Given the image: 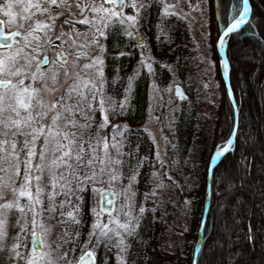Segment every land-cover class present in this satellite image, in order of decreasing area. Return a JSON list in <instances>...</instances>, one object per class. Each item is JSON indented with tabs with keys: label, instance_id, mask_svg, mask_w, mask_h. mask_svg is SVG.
<instances>
[{
	"label": "snow or ice",
	"instance_id": "snow-or-ice-1",
	"mask_svg": "<svg viewBox=\"0 0 264 264\" xmlns=\"http://www.w3.org/2000/svg\"><path fill=\"white\" fill-rule=\"evenodd\" d=\"M185 2L189 12H184L183 8L176 11L180 0L175 4L167 0H0V15L3 17L0 26L16 28L10 37L0 31V38L12 41L0 45L6 49L0 51V252L7 251L8 260L15 264L21 261L23 264H60L61 261L73 264L68 258L69 252L75 251L74 245L86 223L84 217L90 214L92 223L83 244L88 250L82 253L76 264H96V250L100 247L106 254L116 249V264H128L133 241L143 243L140 229L144 221L151 215L149 223L154 225L158 211L161 220L167 215L158 190L165 188L167 180L183 191V186L178 185L168 172L150 173L149 183L153 187L144 193L145 203L139 206L135 186L145 164L159 170L168 167L170 171L177 161L173 159L170 164L166 161L167 149L170 146L175 151L177 145L162 136L165 147L162 155L160 145L149 132L155 146L154 159L140 156V144L137 143L133 151L128 142L126 133L132 130L126 124H113L112 120L129 112L134 83L142 69H147L153 78L149 86L152 119V94L159 96L161 89L154 79L157 73L153 64L156 61L140 29L148 23L149 9L153 4L162 5L156 38L158 41L162 38L170 40L163 26L166 17L186 19L192 11L203 14L199 2L195 5L191 0ZM16 8L20 11H14ZM128 8L133 14L125 11ZM231 9L233 12L238 10L235 0H231ZM249 12V0H242L239 16L230 15L225 19L221 14L225 27L220 29L218 26L221 33L218 48H224L226 38L241 29ZM257 27L259 25L253 24L250 30ZM254 34L258 35L264 53V31ZM123 37L134 40L132 47L139 52L120 49L117 43L114 47L118 55L111 58H132L138 54L140 59L133 74L127 78L123 100L117 102L108 94L109 80L105 68L110 57L109 40L119 41ZM127 47L129 44H125ZM211 51L212 45L206 41L205 51L199 56L200 62L206 63L205 74L209 75L214 67ZM215 63H223L224 70H230V62H222L218 56ZM160 67L173 74L176 72L171 65L161 64ZM116 71L119 73L120 69ZM119 80L117 75L111 83L115 85ZM210 83H204V88L208 89ZM164 91L171 92L172 86ZM175 91L181 99H187L179 87ZM227 92L233 96L231 87ZM231 107L233 115L228 137L216 145L209 170L213 172L214 196L219 197L217 210L223 213L231 208L235 215L237 208L231 201L235 199L237 205L242 203L236 193L244 187L243 178L237 185L229 178L227 170L217 176L211 167V160L226 158V154L233 151V138L237 137L239 127L235 114L240 111V106L237 102ZM154 119L158 121L159 117ZM174 123L175 117L168 123L170 131ZM143 131L148 132V128ZM195 151V148L190 150L189 159ZM132 159L135 164L130 163ZM187 163L185 160V165ZM240 165L250 172L251 162L246 158H242ZM125 167L130 174L125 173ZM188 179L185 178L186 183ZM124 180L127 184L123 183ZM98 185H107L115 198L107 199L110 208L102 202L90 203L87 199L89 190L93 194L101 191L104 199ZM117 185L119 192L114 190ZM9 191L10 200L6 195ZM116 199H121L119 209L116 208ZM149 200L154 205L151 208L145 206ZM184 205L190 210L191 201L185 200ZM202 223L207 237V223ZM71 226L77 228L74 237L69 232ZM57 227L61 231L56 241L48 242L46 237L50 239ZM184 232H187L186 228L179 234ZM29 234L33 243L39 238L40 244L48 251L35 248L30 252L21 251L28 247L26 238ZM255 239L249 223L247 240L253 248ZM65 245L71 247L65 250ZM104 264H108L107 260ZM194 264H208V261L201 257L194 260Z\"/></svg>",
	"mask_w": 264,
	"mask_h": 264
},
{
	"label": "trees",
	"instance_id": "trees-1",
	"mask_svg": "<svg viewBox=\"0 0 264 264\" xmlns=\"http://www.w3.org/2000/svg\"><path fill=\"white\" fill-rule=\"evenodd\" d=\"M252 7V15L248 24L237 33L230 36L226 45V54L230 62V85L233 95L240 106L239 127L236 137V144L232 152L226 155L215 168L217 176L223 174L226 170L229 178L239 185L243 178V189L237 190V196L242 203L236 204L233 199L231 204L235 205L237 212L233 215L231 208L223 213L217 210V201L219 197L214 196V178L212 177V201L207 220V237L205 233L203 247L198 259L203 257L208 264H256L258 259L264 261V57L253 60L248 55L239 56L238 48L244 45L243 41L252 42L259 47V39L255 38L246 29L249 25L257 24L256 33L264 31V0H249ZM238 10L233 12L231 9V0H208L209 4V28L210 43L212 45V55L217 60L216 43L220 29L225 27L221 19V14L227 19L230 15L239 16L242 11V0H235ZM149 21L142 27L147 38L148 45L151 48V54L161 61L164 55L169 57V61H176L180 58L184 49V43H188L189 32L186 24L175 16L166 17L163 21L165 31H167L170 40L158 41L157 24L161 23L162 6L155 5L149 9ZM142 23H144L142 21ZM253 31V30H251ZM119 44V48L125 51L139 52L132 45L135 41H129L123 37L119 41L110 39L108 47L110 57L106 60L105 75L109 80L108 94L113 96L119 102L124 98V89L127 87V78L133 74V69L137 66L139 55L132 58L120 57L112 59V56L118 55V50L114 45ZM125 44L129 47L125 48ZM168 49L170 50L168 55ZM166 52V53H165ZM219 57V56H218ZM158 61L156 66H159ZM120 71L117 73L116 69ZM167 70H158V79L161 84L167 79ZM223 70L219 64H216L215 79L218 82L219 100L214 114L209 122L201 121L198 118L195 109L185 110L177 120L175 126V140L173 141L177 148L173 151L169 149L170 158L177 157L181 163L189 159V152L195 148L194 167L185 166L184 171L174 174V179L178 185L183 186V191L176 185H172L163 197V210L167 215L160 219L161 212L156 213V223L150 224L151 215L144 221L140 229V236L143 243L133 241L132 248L127 257L128 264H192L194 249L197 242V234L201 224L203 210L206 201V183L207 171L210 159L213 156L216 145L228 137V127L232 123L233 115L232 103L227 93V89L222 80ZM119 75L120 80L113 85L112 79ZM150 76L145 69L141 70L140 76L134 83V92L131 100V108L123 117H117L112 120L113 124H126L132 131L126 133L128 142L132 150H135L137 143L140 144L139 155L149 156L154 159L155 149L147 132H144L145 111L148 101ZM128 148L125 149L127 151ZM172 158L170 160H172ZM242 158L251 162L250 172H246L240 165ZM135 160H130L135 164ZM126 174H130L128 168L124 169ZM154 168L148 164L141 169V175L138 177L139 183L135 186L136 204L139 206L144 202V193L150 192L153 184L149 183L150 173ZM193 174L194 184L190 180L185 183L184 180ZM189 174V175H188ZM124 184L127 180L123 181ZM191 185V187H189ZM222 190V189H221ZM171 197V200H169ZM87 199L90 203L96 202V196L89 190ZM191 201L189 225L185 226L181 220L176 219V212L183 208L184 201ZM146 207H153L151 200L146 202ZM87 211V209H86ZM86 221L82 229V235L79 241L75 243V251L69 252L68 258L75 261L83 251L84 241L87 240V233L92 223L90 214L84 217ZM236 221H240L236 223ZM251 223L253 234L255 235V246L249 244L247 233ZM186 228L187 232L180 235ZM61 231L57 227L53 232L54 241L57 234ZM77 231L76 226L69 227V232L73 237ZM217 237L222 241L218 246L213 243L212 238ZM29 245V241L27 242ZM71 245H65L67 250ZM211 249V250H210ZM29 251V247H27ZM116 249H112L107 254L103 247L96 250L97 264H116ZM239 254V255H237ZM213 259L215 263H211Z\"/></svg>",
	"mask_w": 264,
	"mask_h": 264
},
{
	"label": "rangeland",
	"instance_id": "rangeland-1",
	"mask_svg": "<svg viewBox=\"0 0 264 264\" xmlns=\"http://www.w3.org/2000/svg\"><path fill=\"white\" fill-rule=\"evenodd\" d=\"M168 3L175 4L177 0H167ZM200 3V7L203 9V14H201L200 11H192L191 14L186 19H181L186 26L188 27L189 32V39L188 43H184V49L181 53L180 58H178L176 61H169V57L167 55H164L161 61H158L153 55L155 61H158V64H167L171 65L176 69L175 74L172 72H169L167 69V79H162L164 82L163 84L159 83L160 79H158V70H161L160 65L156 66V63L153 64V68L155 69V72L157 75L154 77L156 85L161 89L159 96H157L155 93H153V99L151 101L152 104V113L150 119L149 114V104H150V89L148 93V101H147V107L145 111V123L144 128H148V135L149 132L152 134V136L155 137L156 142L160 145L161 153L163 155L165 151L164 147V141L162 139V136L167 137L170 141L175 140V135H173V132L175 133V126L177 123V120L180 118L181 114L183 112H186L185 110L188 109H195L198 114L199 120L207 121L209 122L214 114L215 108L217 106L218 100H219V92H218V82L215 79V71H216V60L213 58L212 52L210 53L211 59L214 62V67L211 70L210 75L205 74L204 69L206 68V63H201L199 56L202 52L205 51L206 48V41L210 43V36L207 34L210 33L209 28V4L208 0H191V3L193 5ZM162 6V5H161ZM183 8L184 12H189L190 9L188 7V4L185 2V0H180V4L177 7L176 11L179 12L180 9ZM14 11H20L19 8L14 9ZM128 14H133V11L131 8H128L125 10ZM0 18H3L2 15H0ZM203 25V27H202ZM7 32L15 31V26L8 27L5 26ZM251 24L249 25L248 29H246L250 34L253 33L255 38H258V35L254 34V31H251ZM141 34L144 36V41L148 45L147 38L142 30L140 29ZM256 33V32H255ZM19 39V38H18ZM259 39V38H258ZM161 41V40H160ZM162 41H165L162 38ZM244 45L240 46L238 48L239 56L248 55L250 56L255 62L257 59L263 58L264 53L258 49L256 45L252 42H244ZM15 46V45H14ZM6 49L0 48V51H5ZM170 50L168 49V55ZM166 53V52H165ZM54 55V54H53ZM221 61V60H220ZM220 68L222 69V64L219 63ZM44 67V68H48ZM147 71V69H145ZM223 70V69H222ZM153 78L150 77L149 86L152 83ZM210 83V87L208 89H205L203 84L204 83ZM181 85L186 93L189 95L188 99L184 101H179L173 94L174 92V86L175 85ZM169 85L172 86V91L167 92L164 91V89H167ZM123 100V99H122ZM173 109H178L177 111H173ZM155 117H159V120L157 121L154 119ZM175 117V123L172 126V131L168 128L169 121ZM152 141V140H151ZM174 143V142H173ZM171 147L169 146L167 149V156L165 157L166 161L170 164L171 160L169 155V149ZM155 149V146H154ZM173 156H171L172 158ZM176 160L177 163L173 166V168L169 171L168 167H165L163 170H159L158 167L154 168V171H161V174L163 172H168L169 175H171L174 178L175 173L181 174L184 171L185 166L194 167L195 166V155L191 159H187L188 163L185 165V162L181 163L180 160L175 157L172 158V160ZM195 168V167H194ZM189 175V174H188ZM187 183L191 182V184H194V178L193 174L188 176ZM177 179V178H176ZM174 179V180H176ZM178 180V179H177ZM186 183V181L184 180ZM127 184V183H126ZM165 188L158 190V193L164 195L169 189H171L172 185L171 182L165 180ZM98 189H108L107 185H98ZM115 191L119 192L120 188L119 186H115ZM100 191H97L95 193L96 196V202H98V193ZM7 199H12L11 192H7ZM121 204V199H118L117 203V209H119ZM107 217V214H105V219ZM176 219L181 220L182 223L185 226L189 225V219H190V210H187L185 206L183 208H179L176 212ZM39 231V229H37ZM54 233V232H53ZM52 233L50 239L46 237V240L48 242L54 241V234ZM30 240L31 235L29 234L26 238V243L29 241V251L27 249H21V251H27L30 252ZM213 243H215L218 246L222 245V241H220L217 237L212 238ZM11 243V240L8 242ZM88 249L83 248V251H86ZM44 251H48L47 248L44 249ZM9 253L7 251L0 252V264H15L14 261L8 260ZM71 260V259H70ZM73 261V260H72ZM76 261H73V264H76ZM214 260L211 259V263ZM215 263V262H213ZM20 264H23V261L20 262ZM60 264H66V262L61 261ZM256 264H264V261L260 258L258 259Z\"/></svg>",
	"mask_w": 264,
	"mask_h": 264
},
{
	"label": "water",
	"instance_id": "water-1",
	"mask_svg": "<svg viewBox=\"0 0 264 264\" xmlns=\"http://www.w3.org/2000/svg\"><path fill=\"white\" fill-rule=\"evenodd\" d=\"M249 5H250V12H249L248 16L245 17L246 23L241 27L240 30H242L248 24V22L251 19L252 7H251V4H250V1H249ZM0 31H3L5 33V36L10 37V33L11 32H7L5 26H0ZM231 35L232 34H230V36ZM230 36L228 38H226V41L227 42H228ZM18 38L19 37H17V39ZM11 42L12 41H11L10 38L8 40H5L3 38H0V45L7 44V43H11ZM217 43H218V40H217ZM226 45H227V43H226ZM226 45L224 47V50H222V48H218L217 47V44H216L217 54H218V56H219V58H220V60L222 62H229L228 57H227V54H226ZM2 49H5V48H2ZM221 64H222V68H223V63H221ZM47 66L48 65H42V67H47ZM222 80H223V83H224L226 89H228V87H231V85H230V70L225 71L224 68H223ZM176 87H179L181 89V91L183 92V94L188 99V97H189L188 94L185 92L184 88L181 85H178V84L174 86V92H173L174 96L179 101L186 100V99H181L180 96H178L176 94V91H175ZM229 98H230V101H231L232 104L233 103H236V100L234 98V95L232 97L229 96ZM235 116H236V122L239 125V112H237L235 114ZM235 144H236V137L233 138V149H234ZM227 154H229V153H227ZM223 159L224 158H221V160H223ZM221 160H211V167L215 169L219 165V163L221 162ZM212 177H213V172L209 170V166H208L207 183H206V201H205V206H204L203 215H202V219H201V224H200V227H199V230H198V234H197V242H196L195 249H194V255H193L192 264H194V260H197L198 259V256H199V254L201 252V249H202L203 243H204L205 227H204V223H202V221H204V222L207 223L208 215H209V211H210V207H211V201H212ZM102 191H103V197H104V199H102V193L100 191L98 193V202H102V203L105 204L106 207H109L110 208L111 205H107L106 201H107V199H115V198L112 197L111 191L109 189H102ZM115 203H116V207H117L118 199L115 200ZM32 248H35L37 251H41V250L44 251V249H45V247L40 244L39 238H37L36 241H35V243H33V238L31 237V240H30V250H32ZM78 260H79V258H78ZM96 264H97V257H96Z\"/></svg>",
	"mask_w": 264,
	"mask_h": 264
},
{
	"label": "bare ground",
	"instance_id": "bare-ground-1",
	"mask_svg": "<svg viewBox=\"0 0 264 264\" xmlns=\"http://www.w3.org/2000/svg\"><path fill=\"white\" fill-rule=\"evenodd\" d=\"M225 0H223V2H224ZM222 50H224V48H222ZM205 237V236H204Z\"/></svg>",
	"mask_w": 264,
	"mask_h": 264
}]
</instances>
